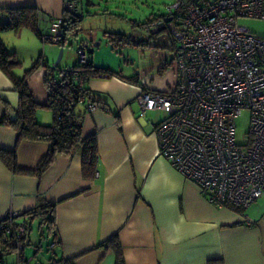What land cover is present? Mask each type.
I'll list each match as a JSON object with an SVG mask.
<instances>
[{
    "label": "crops",
    "instance_id": "crops-1",
    "mask_svg": "<svg viewBox=\"0 0 264 264\" xmlns=\"http://www.w3.org/2000/svg\"><path fill=\"white\" fill-rule=\"evenodd\" d=\"M65 1L0 0V6H35L44 21L46 16L62 17ZM7 21L8 14L0 11V23ZM26 30H10L1 36L11 50L20 52ZM147 39L140 44L139 64L129 76L107 62H98L99 50L92 51L91 61L96 66L120 73L95 76L88 82L90 91L108 107L84 116V135L95 134L98 142L94 178L83 175L80 152L60 155L41 177L14 173L0 158V213L10 209L27 213L38 208L41 200L56 204L57 235L49 237L47 252L38 245L27 252L33 243L31 228L24 251L27 264H59L71 259L74 264H115L113 251L103 245L113 235L119 238L126 264H264V196L246 210L217 207L207 201L195 182L158 154L156 129L166 118L152 119L149 112H166H144L137 98L142 88L168 89L176 83L177 75L172 65L160 69L172 61L169 35L165 31L149 33ZM83 41L90 47L93 44ZM36 49V45H28L25 53L34 55ZM28 85L37 102L48 103L41 71ZM19 106L18 91L0 69V119L7 107L16 110ZM83 109L86 111V106ZM37 118L50 125L53 113L41 108ZM48 147L44 140L18 142L17 130L0 123V148H16L22 168L35 169ZM246 215L256 224L248 226ZM29 218L24 214L18 220ZM40 233H44L42 226ZM17 260L16 252L3 257L4 264H17Z\"/></svg>",
    "mask_w": 264,
    "mask_h": 264
},
{
    "label": "built area",
    "instance_id": "built-area-1",
    "mask_svg": "<svg viewBox=\"0 0 264 264\" xmlns=\"http://www.w3.org/2000/svg\"><path fill=\"white\" fill-rule=\"evenodd\" d=\"M79 1L66 8L79 13ZM264 21V0H175L163 16L148 25L151 34L166 32L177 81L166 90L142 88L138 102L144 112L163 110L167 118L156 129L158 154L169 159L195 182L207 201L217 207L242 210L264 196V36L239 24V18ZM62 19L52 22L44 43L59 44ZM77 51L88 61L86 47ZM86 85L80 68L59 70ZM103 108L87 103V112ZM250 112L245 141L237 139V119ZM10 209L0 213V242H8L22 263L30 220ZM248 226L256 224L244 217ZM52 244L51 247H54ZM39 264V263H36Z\"/></svg>",
    "mask_w": 264,
    "mask_h": 264
},
{
    "label": "trees",
    "instance_id": "trees-1",
    "mask_svg": "<svg viewBox=\"0 0 264 264\" xmlns=\"http://www.w3.org/2000/svg\"><path fill=\"white\" fill-rule=\"evenodd\" d=\"M62 17L63 33L60 37L59 45L63 46L70 32H74L83 18V14L73 13L67 10L66 2ZM80 2V0H78ZM0 11L6 12L9 21L0 23V69L12 80L15 89L20 96V106L13 110L6 108L0 123L14 127L18 132V142L22 139L44 140L49 143L46 154L40 160L35 169H26L18 165L16 148L13 150L0 148V158L14 173L19 174H37L40 177L48 170L60 155H74L77 152L82 154L83 175L87 178H94L97 174L98 163V142L96 135L85 136L83 133L84 116L87 112V103L98 104L107 110L105 101L96 98L88 88V82L95 76H118V71L108 67H98L93 61L88 60L86 63L73 65L80 68L83 72L86 85L83 89L79 88L78 82L69 78L68 82L62 83L59 76H53L52 68L48 67L45 74V84L48 91V103L40 104L37 102L29 89L28 77L20 78L15 73V68L20 64L16 53L11 50L2 38V33L10 30H19L20 28H30L44 43L43 36L46 30L41 28L42 24H52L57 20L53 17L46 16L42 21L41 12L35 6L19 7H1ZM163 16L152 15L146 24ZM58 18V19H60ZM149 31V30H148ZM153 35V34H152ZM123 40L122 38H119ZM112 42H118L113 40ZM83 43V42H82ZM81 44V43H80ZM79 44V45H80ZM142 44V43H141ZM90 44L86 47L87 56ZM44 61V60H43ZM45 64V61L42 63ZM170 64L162 67V70L168 69ZM54 69V68H53ZM86 106V111L83 109ZM41 108H48L53 113V122L50 125L41 124L37 118V111ZM30 216V220L39 219L41 225L46 228V235L55 237L56 234V204L47 200H41L39 207L24 213ZM31 225L28 230L26 240L28 239ZM44 234V233H42ZM106 249H111L116 257L115 264H126L123 249L117 235L110 237L105 243ZM27 246V243H26ZM16 250L8 242H1L0 264H4L3 257L6 254L13 253ZM22 263L27 264L22 254ZM59 264H74L71 260H60Z\"/></svg>",
    "mask_w": 264,
    "mask_h": 264
},
{
    "label": "rangeland",
    "instance_id": "rangeland-1",
    "mask_svg": "<svg viewBox=\"0 0 264 264\" xmlns=\"http://www.w3.org/2000/svg\"><path fill=\"white\" fill-rule=\"evenodd\" d=\"M175 0H80L79 15H84L74 32L68 34V38L63 46L59 44L43 43V41L30 29L26 28L25 34L20 40V52L13 50L20 64L15 68L18 77H36L38 71L42 72L44 86L45 74L48 67L52 68L54 63L60 57L63 48V55L55 69L52 68L53 76L58 77L59 70L78 64L80 54L77 48L83 40L91 41L93 44L88 49V60L92 59L96 49L98 62H107L113 68H116L125 76L133 75V69L137 68L140 58V48L142 41L148 40L149 31L146 27L147 20L152 15H161L167 12L168 5ZM239 24L246 27L251 32L264 36V21L255 18H239ZM51 26V25H50ZM41 28L50 30L49 25L42 24ZM159 34V33H157ZM122 38L123 40H120ZM118 40V42H112ZM170 41V40H169ZM101 43L96 46V43ZM36 45L34 55L27 52L28 45ZM23 49H25L23 51ZM172 54L171 49H168ZM95 56V55H94ZM45 60V64H42ZM172 64L170 63L169 67ZM165 65H162L164 67ZM122 69V70H121ZM172 80L175 79L174 74ZM31 91V90H30ZM152 119H165L167 114L159 112H149ZM250 127V112L245 110L237 119V139L239 142L245 141L246 133ZM44 230V236H41L40 228ZM33 243L27 246L30 252L35 245L42 248L43 251L49 250L50 238L45 235V227L41 225L40 220H33ZM47 233V232H46ZM37 242V243H35ZM40 243L42 247H40ZM34 244V245H33ZM1 246V242H0Z\"/></svg>",
    "mask_w": 264,
    "mask_h": 264
},
{
    "label": "water",
    "instance_id": "water-1",
    "mask_svg": "<svg viewBox=\"0 0 264 264\" xmlns=\"http://www.w3.org/2000/svg\"><path fill=\"white\" fill-rule=\"evenodd\" d=\"M62 55H63V48H62V51H61V53H60V57L58 58V60H57V61L54 63V65H53V68H54V69H55V68L57 67V65L59 64Z\"/></svg>",
    "mask_w": 264,
    "mask_h": 264
}]
</instances>
